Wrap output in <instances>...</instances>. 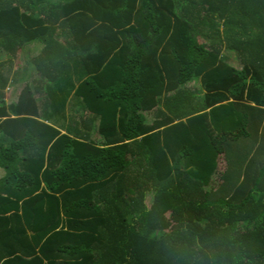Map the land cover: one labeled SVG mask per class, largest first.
I'll use <instances>...</instances> for the list:
<instances>
[{
    "label": "trees",
    "instance_id": "16d2710c",
    "mask_svg": "<svg viewBox=\"0 0 264 264\" xmlns=\"http://www.w3.org/2000/svg\"><path fill=\"white\" fill-rule=\"evenodd\" d=\"M0 168V264H264V0H0Z\"/></svg>",
    "mask_w": 264,
    "mask_h": 264
},
{
    "label": "crops",
    "instance_id": "0c3cea01",
    "mask_svg": "<svg viewBox=\"0 0 264 264\" xmlns=\"http://www.w3.org/2000/svg\"><path fill=\"white\" fill-rule=\"evenodd\" d=\"M29 47L34 48L33 45H29L28 48H29ZM23 54H24V55H28L27 50L24 51ZM21 55H22V54H21ZM22 60H24L23 57H21L20 60H16V61H14V67H17L19 62L22 63ZM21 85H22V82H21V83H20V82H16V83H14V84H12V83L10 84V83H9V84L7 85V87L5 88V100H6L7 103H10L11 101H14V100H15V98H16V96H17V93H18V91H19ZM9 89L11 90L10 93L8 92Z\"/></svg>",
    "mask_w": 264,
    "mask_h": 264
},
{
    "label": "rangeland",
    "instance_id": "374dc122",
    "mask_svg": "<svg viewBox=\"0 0 264 264\" xmlns=\"http://www.w3.org/2000/svg\"><path fill=\"white\" fill-rule=\"evenodd\" d=\"M234 58H235V57H234ZM234 64H235V65H238L236 62H234ZM8 92L10 93L11 90L9 89ZM220 167H221V165H220ZM220 167H219V168H220ZM2 173H3V170L0 168V175H1Z\"/></svg>",
    "mask_w": 264,
    "mask_h": 264
}]
</instances>
